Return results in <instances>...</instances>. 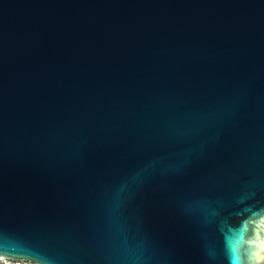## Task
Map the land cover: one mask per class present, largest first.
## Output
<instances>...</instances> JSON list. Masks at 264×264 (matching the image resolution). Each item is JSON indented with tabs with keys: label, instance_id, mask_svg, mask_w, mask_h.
Segmentation results:
<instances>
[{
	"label": "water",
	"instance_id": "water-1",
	"mask_svg": "<svg viewBox=\"0 0 264 264\" xmlns=\"http://www.w3.org/2000/svg\"><path fill=\"white\" fill-rule=\"evenodd\" d=\"M9 264H264V0H0Z\"/></svg>",
	"mask_w": 264,
	"mask_h": 264
},
{
	"label": "snow or ice",
	"instance_id": "snow-or-ice-1",
	"mask_svg": "<svg viewBox=\"0 0 264 264\" xmlns=\"http://www.w3.org/2000/svg\"><path fill=\"white\" fill-rule=\"evenodd\" d=\"M23 251L21 250H17L16 248H13L11 250H4V249H0V256H4V255H17L22 256L23 255Z\"/></svg>",
	"mask_w": 264,
	"mask_h": 264
},
{
	"label": "rangeland",
	"instance_id": "rangeland-1",
	"mask_svg": "<svg viewBox=\"0 0 264 264\" xmlns=\"http://www.w3.org/2000/svg\"><path fill=\"white\" fill-rule=\"evenodd\" d=\"M0 264H9V263L0 260Z\"/></svg>",
	"mask_w": 264,
	"mask_h": 264
}]
</instances>
